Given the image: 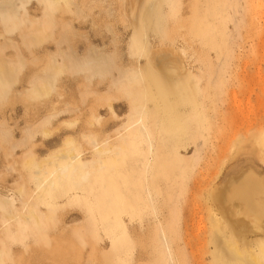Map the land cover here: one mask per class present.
<instances>
[{
    "label": "bare ground",
    "instance_id": "bare-ground-1",
    "mask_svg": "<svg viewBox=\"0 0 264 264\" xmlns=\"http://www.w3.org/2000/svg\"><path fill=\"white\" fill-rule=\"evenodd\" d=\"M33 1L38 4L34 11L31 10ZM166 2L169 5L164 12ZM102 3L103 0H0V98L8 99L10 90L17 86L24 88L17 94L24 108L20 118L24 125L19 127L18 123L12 127L7 120L0 121V164L15 159V149L26 150L27 155L18 158L23 163L18 171H10L17 173L22 193L9 197L13 190L7 185V179L0 181V264L5 261L2 260L4 250L12 249L17 255L21 246L35 243L33 227L41 219L38 210L54 212L58 199L72 189L84 195L91 193L93 183L98 206L102 208L99 212L102 226L113 225L115 229L116 241L106 253L111 255L113 264H124L122 261L136 264L128 259L136 245L127 231L124 214L128 212L133 217L143 207L152 208L155 214L159 201L156 183L168 168L176 171L175 167L170 168L167 152L178 162L175 151L186 145L182 144L183 139L199 132L197 118L205 120L210 116L209 104L214 102V97L203 84L209 85L216 61L210 56L208 46L215 49L220 45L219 36H225L220 26H225L234 7L229 0H208L203 12L194 13L193 9L196 15L190 30L179 37L171 38V35L185 26L184 21H170V15L181 10L177 1L143 0L135 11L133 23L126 22L124 14L117 17L124 22L123 27L131 29L124 45L120 46L121 34L113 23L105 25L110 39L101 47L94 45L86 33L76 39L80 33L74 23L85 24L87 15ZM39 12L42 17H38ZM202 14L203 23L199 20ZM97 24L93 19L92 25ZM189 34L192 39L201 34L203 41L190 40ZM164 37L170 38L172 46L166 52L157 47H162ZM12 38H20L21 43ZM175 39L179 44L174 45ZM51 42L56 52L49 50ZM193 42H196L195 49ZM9 45L14 47L13 54L7 51ZM216 56L220 60L221 54ZM80 77L84 79L81 94L84 98L87 93L92 95L94 103L84 106L83 119L79 122L59 120L75 109L70 103L63 104L64 93L58 88L59 81L62 78L77 81ZM245 77L253 79L250 75ZM103 87L105 90L99 91ZM121 102L127 105L125 116L117 113L116 104ZM102 110L107 112V117H102ZM119 124L118 130L108 132ZM125 124L126 130L120 131ZM18 131L20 136L16 137ZM66 131L73 137L66 135L60 143L48 147L52 138ZM243 137L236 139L237 145ZM260 137L255 142L264 144ZM37 139L42 140V145L34 144ZM42 146L47 152L39 155L36 150L44 149ZM194 146L197 150L199 143ZM82 153L90 154L89 158L82 159ZM242 172L227 179L221 189L216 186L219 191L213 188L216 183L205 190L212 208L209 207L212 215H207L212 219L208 220L212 222L208 243L214 245L215 264H264V184L254 170ZM77 175L75 185H69V179ZM17 205L19 209H14ZM215 205L225 207L228 211L220 213L227 212L230 219L245 216L247 223H239L242 217L239 220L233 217L234 225L239 228L238 232L236 227L232 230L234 225L227 223L225 214L216 212ZM5 215L11 217L12 225H7ZM157 216L153 221L160 234L155 240L153 264H175L172 238L168 234L173 221L166 223L168 214ZM26 231L27 238H21ZM249 232L257 237L247 238ZM29 238L33 240L28 242Z\"/></svg>",
    "mask_w": 264,
    "mask_h": 264
},
{
    "label": "rangeland",
    "instance_id": "rangeland-1",
    "mask_svg": "<svg viewBox=\"0 0 264 264\" xmlns=\"http://www.w3.org/2000/svg\"><path fill=\"white\" fill-rule=\"evenodd\" d=\"M109 1L111 0H103V3L100 4V7L103 5V9L98 7L93 10L94 12L92 11L91 16L87 15L88 20L85 24L81 25L78 21L74 23L80 33L76 35V39H81L83 37L82 34L86 33L94 45L101 47L104 41L109 42L110 39L105 25L113 23L119 35L121 34L120 46L128 41L131 29L123 27L124 22L122 23V20L117 17L124 14L123 17L126 18V22L133 23L136 16L135 11L140 8L143 0H116L117 5L114 4V0ZM169 1L170 3L172 2V0ZM176 1L178 8L181 10L178 13L171 14L170 21L179 19L184 21L185 26L177 28L171 38L179 37L181 33L187 32L195 19L196 14L194 13L197 11L201 12L208 3V0ZM229 4L234 6L231 9V14H229L230 18L226 19L225 26H220L221 30L225 31V36H219L218 42L220 41V45L215 47V49L212 46H208L210 48V56L216 61L215 72L211 75L209 85L203 84V88H207L210 95L214 97V102L209 104L212 107L210 116L205 120L202 117L200 119L197 118L196 124L199 132L192 133V135L183 139L182 144L186 145L179 147L175 151L178 162L171 156L169 151L167 152L170 168L175 167L176 171L173 172L168 168L163 175L164 179L162 178L156 183L159 201L156 205L155 214L152 208L147 207L135 212L133 217L128 212L124 214L127 231H129V236L136 245L134 254H131L130 258H128L130 263L135 261L136 264H153L155 240L160 234L153 220L156 215L165 217L168 214L166 223L173 221V226L168 231V234L172 238L171 249L173 257H175L174 263L215 264L212 259L214 251L212 248H214V245L213 243L212 245L208 243L210 242L211 231L209 228L212 227L210 226L212 222L209 223L212 219H208V217L212 215L210 214L212 212H210L211 206L208 205L210 202L205 197L207 189H211L215 183L216 185L213 188L220 186L221 189L227 179L240 175L242 171L250 170H254L264 184V144L262 142L257 144L259 142L257 139L260 135V138L264 140V0H229ZM168 5V2H166L164 12H166ZM36 8L38 9V4L33 1L31 10L34 11ZM193 9L195 10L194 13L192 12ZM202 16L203 14L199 17L201 23L204 22V17ZM38 17H42L40 12ZM66 19L70 18L66 17ZM93 19L98 23L97 25H92ZM206 22L209 23L207 18ZM0 30L2 29L0 28ZM204 34L203 32L202 35ZM200 35L197 34L195 39H192V34H189L188 37L190 40L202 42L203 39H200ZM12 39L17 43H21L20 38ZM162 42V47L157 46L159 50L161 49L163 52L170 50V47H172L170 38L165 40L164 37ZM179 42L178 39H175L174 45L175 43L176 45L177 43L179 44ZM196 42H193V49H195L194 44ZM62 47L65 48L64 46ZM218 47L220 50L217 49ZM7 49L8 53H14V47L11 45L7 46ZM49 50L56 52V46L53 42H51ZM218 53L221 54L220 60L216 56ZM26 57L29 58V54H26ZM243 75H250L253 79L251 80L249 77L244 79ZM82 78L80 77L77 81L62 78L59 81L58 88L64 93L63 104L70 103L75 107L72 112L65 116L63 115L59 120L79 122V119H83L84 106L88 105L89 107L94 103L92 95L87 93L84 98L81 94L80 86L84 82ZM94 85L96 88L97 85ZM104 87L99 89V91L105 90ZM22 89L24 88L17 86L10 90L8 99L0 98V121L5 119L12 127L17 126L18 123L19 127L24 125L20 121L24 108L17 97L18 92ZM152 106L150 105V107ZM116 108L120 116H125L128 112L126 102L117 103ZM101 114L103 115L102 117H107L105 110H102ZM121 124L109 128L108 132L113 133L116 129L118 130V126H121ZM126 124L122 125L120 131L124 132L126 130ZM19 127L17 128L18 130ZM66 135L73 137L71 132L66 131L57 136V138H52V143L48 147L50 148L55 142L60 143ZM242 135L244 139L242 138L237 145V140ZM19 136L20 131L17 132L16 137ZM256 140L258 142H255ZM249 141L250 143H248ZM196 142L199 143L197 150H195L196 146H194ZM244 142L248 143V145ZM35 143L42 145V140L37 139L34 141ZM240 146L241 149L237 151ZM261 146L262 150L259 148ZM42 147L44 148V146ZM242 148H244V152L241 151ZM46 152L47 149L45 148L39 151L36 150L39 155H44ZM231 152L235 156H232ZM250 153L252 154L249 155ZM22 155L27 156L26 150L15 149L13 152V158L15 159L6 161V164H0V181L6 178L7 185L13 190L9 197H15L18 193H22L21 191L23 190L22 186L20 189V179H17V173L10 172L18 171L21 168L23 163L18 158ZM89 156L90 154L84 156L82 153V159H88ZM9 166L11 167L8 168ZM78 176L70 178L69 185H75ZM93 184L90 187L91 193L86 195L74 189L69 191L65 196L58 199L54 212L43 208L38 210L41 219L33 227L35 243L21 246L17 255L12 249L4 250L2 257H5V259L2 260L5 261L2 262L4 264H91L90 261L96 259L95 263L92 261V264H113L111 255L106 252H110L113 249L112 242L116 241L114 236L115 229L113 225L102 226L101 216L99 215L102 208L98 206L96 186H93ZM217 191L219 190L217 189ZM204 201L206 202L204 203ZM216 203L219 204L220 202ZM216 205V212L218 213L227 210L225 207L223 209L222 206ZM14 209H19V206L17 205ZM172 215L173 218L171 219L170 216ZM225 215L227 216H224L225 220L228 219L226 221L229 225L231 224L230 226L236 224L234 221L239 220L241 217L239 223H247L248 221L242 215L241 217L232 216L235 220L230 219L231 215L227 212ZM5 220L7 225L12 223L10 216L5 215ZM234 227H236V231L239 228L238 225H234ZM22 229H26L25 224L22 225ZM232 230H235V228ZM27 235L28 231L21 238H27ZM252 235L253 232H249L247 238L254 239L257 237ZM243 237L245 238V236ZM32 240L33 238H29L28 242ZM93 247H95V251L92 250ZM87 259L90 260L88 261ZM122 262L128 264L126 261Z\"/></svg>",
    "mask_w": 264,
    "mask_h": 264
}]
</instances>
